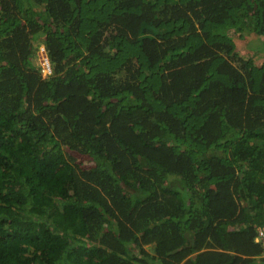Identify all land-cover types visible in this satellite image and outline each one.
<instances>
[{
    "label": "trees",
    "instance_id": "1",
    "mask_svg": "<svg viewBox=\"0 0 264 264\" xmlns=\"http://www.w3.org/2000/svg\"><path fill=\"white\" fill-rule=\"evenodd\" d=\"M261 50L264 0H0V264H264Z\"/></svg>",
    "mask_w": 264,
    "mask_h": 264
},
{
    "label": "rangeland",
    "instance_id": "2",
    "mask_svg": "<svg viewBox=\"0 0 264 264\" xmlns=\"http://www.w3.org/2000/svg\"><path fill=\"white\" fill-rule=\"evenodd\" d=\"M247 39H249V41L251 42V45L248 47V48H255V47H257V46H260L259 44H255L252 40H251V38L248 36L247 37ZM248 41V40H247ZM257 43V42H256ZM40 48V49H39ZM38 48V50L36 51V58H35V60H34V64L36 65V66H41V61H42V56H43V51H42V46H40ZM258 48V47H257ZM244 53V52H243ZM243 56V58L244 59H247L248 58V56L247 55H245V53L242 55ZM250 57H252V59L254 60V64L255 65H261V64H263L264 63V50H261L260 52H257V51H253L251 54H250V56H249V58ZM43 75V74H42ZM44 77V76H43ZM146 249H147V251L149 252V253H151V254H153L152 253V250L150 249V247H146ZM261 257V259H263L264 260V258H263V256L261 255L260 256ZM148 263L149 264H157L156 262H151V260H148Z\"/></svg>",
    "mask_w": 264,
    "mask_h": 264
},
{
    "label": "built area",
    "instance_id": "3",
    "mask_svg": "<svg viewBox=\"0 0 264 264\" xmlns=\"http://www.w3.org/2000/svg\"><path fill=\"white\" fill-rule=\"evenodd\" d=\"M42 51L44 54L42 56L43 58L41 61V73L43 74L44 77H47L51 75V68H50V64L47 59L46 53L43 48H42ZM255 243L261 246L262 256L264 258V226L256 228Z\"/></svg>",
    "mask_w": 264,
    "mask_h": 264
}]
</instances>
